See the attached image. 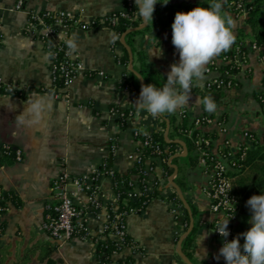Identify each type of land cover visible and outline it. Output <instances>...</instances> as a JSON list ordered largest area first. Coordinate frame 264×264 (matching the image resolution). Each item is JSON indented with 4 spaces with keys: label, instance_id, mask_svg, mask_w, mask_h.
<instances>
[{
    "label": "crops",
    "instance_id": "0c3cea01",
    "mask_svg": "<svg viewBox=\"0 0 264 264\" xmlns=\"http://www.w3.org/2000/svg\"><path fill=\"white\" fill-rule=\"evenodd\" d=\"M23 1V7L17 9L18 0H0V76L35 90L23 97L0 96V190L12 196L8 197L6 210L0 212V225L3 227L0 264H99L96 243L92 238L73 236L59 243L45 230L43 223L47 207L54 203L53 180L62 173L75 176L93 173L111 157L113 138L118 144L113 164L119 171L127 172L135 165L139 148L134 129L159 128L160 116L153 118L146 111L135 109L138 98L134 100L130 90L120 85L124 67L117 54L122 49L115 46L117 34L108 27L73 29L71 37L73 34L78 37V47L73 54L82 61V71L67 93L64 92L65 96L57 98L39 91L52 80L51 58L44 42L25 33L29 13L60 8L89 21L122 10L124 0ZM191 2L194 3H187ZM232 18L236 22L235 41L241 28L252 35L245 19ZM139 43L148 52L150 67L167 78L171 65L180 60L172 43V30L162 29L156 38L146 34ZM161 49L162 55H159ZM220 74L219 69L205 73L204 80L194 85L189 104L175 114L178 121L182 119L180 112L183 110L190 117L210 116L212 122L200 128L217 132L218 138L214 140L212 150L218 153L222 148L225 152H236L238 144L245 140V131L264 134V107L259 100L264 61L258 51H251L237 73L239 85L221 91L219 95H207L217 105L214 113H208L197 99L204 97L202 88L205 82ZM113 107L133 108L135 115L121 121L112 113ZM5 143L23 149L24 159L17 161L13 156L5 155ZM177 150L180 153L184 148L178 143ZM173 164L179 169L175 182L179 187L178 181L184 182V195L198 210L194 219L197 229L192 243V261L194 264H217L224 259L222 256L216 259L224 241L212 228L215 216L210 210L207 193L209 175L199 162L193 166L188 160ZM248 170L246 168L245 172ZM155 174L164 187L163 197L154 198L143 212L127 217V232L142 249L136 251L132 246L124 247L113 255L117 264H188L180 254L181 251L184 253L182 239L186 232L176 218L174 209L178 207L166 199L176 191L171 182L174 173L167 176L163 163L157 162ZM100 184L104 208L98 215H88L93 235L104 227L107 207L117 202L113 179L103 176ZM250 197L251 194L240 195L238 218L229 221L236 226L232 239L252 227L249 220L253 213L247 205ZM75 200L85 208L89 204L82 193L75 196ZM205 234L208 235L200 245L199 241ZM240 242L244 243L243 236ZM130 257L134 261L125 262Z\"/></svg>",
    "mask_w": 264,
    "mask_h": 264
},
{
    "label": "built area",
    "instance_id": "2783aa9c",
    "mask_svg": "<svg viewBox=\"0 0 264 264\" xmlns=\"http://www.w3.org/2000/svg\"><path fill=\"white\" fill-rule=\"evenodd\" d=\"M250 0H229L226 8L236 18H246L250 11ZM23 0H18L16 4L17 9L23 7ZM125 14L131 15L133 19L138 18L136 12L135 0H124ZM111 19L112 24L117 23V19L113 17V14H107ZM107 15L99 17L102 22H105ZM98 18L86 21L80 15L65 9L47 8L41 13L30 12L29 20L25 27L26 35L36 40L44 42L46 50L51 58V76L52 80L49 85L39 88L40 92H46L54 97L59 98L61 95L65 96L68 88L71 87L77 75L83 69L82 61L69 54L66 41L71 38V32L75 28L89 29L94 27ZM98 27H107L99 25ZM112 28V27H108ZM2 38L0 35V44ZM233 47V46H232ZM231 47V48H232ZM261 47L254 42L250 48V51H258L260 53ZM247 52L242 51L240 45L234 48V54H225L219 58L213 59L207 65V71L205 73H211L220 64H230V68L221 72L219 76L209 78L203 88V92H216L219 90H230L239 85L237 73L244 65L247 56ZM261 59L264 61V56L260 53ZM244 58V59H243ZM225 74L228 77H224ZM58 78H62L63 84L57 85ZM127 79L126 74H123L122 82ZM129 89V87H125ZM51 90L55 92L51 93ZM130 90V89H129ZM30 90L18 83L6 81L0 76V96H13L23 97L28 95ZM262 95L259 96V100L264 101V80L261 87ZM65 92V93H64ZM113 114L118 116L121 121L135 115L133 108L120 109L117 107L111 108ZM181 117H185L186 111L180 112ZM212 122V118L208 115H202L196 118V127H201L204 124ZM146 128L136 127L134 129V136L139 142V148L137 151L136 163L141 168L140 172L143 174V187L139 182L134 183L133 189H131V197L135 200L144 191L150 192L156 186L161 184L158 176L155 174L157 162H165L166 157L163 156L164 149L161 144L154 140L146 132H143ZM245 140L238 144V151L236 152H220L216 154L212 150L211 139L206 137L203 133H198L195 137V144L200 154L199 163L205 168L210 178V187L207 190L210 199V210L214 214L212 220V228L214 233L224 241V238L216 230L217 225L222 224L225 220L235 221L238 218L239 210L241 207L240 196L233 193L231 189L233 187V176L231 172L237 167L238 162L245 160L246 154L249 148L254 144L262 141L263 135H257L244 132ZM117 140L113 138L111 140V150L115 152L117 150ZM151 148L154 153L147 152V149ZM3 152L5 155L13 156L17 161L24 159V151L19 147H15L10 143L3 144ZM213 153V154H212ZM238 153L240 155L238 156ZM103 176H109L113 179L114 169L111 166H107V161H103L101 166L93 173L83 174L80 176L70 175L68 173H62L53 180L52 191L54 197V203L48 205L47 212L44 219V228L48 232L49 236L54 240L66 241L75 236L79 232H83L84 239L93 238V236H101L102 232L108 226V223L117 228L114 234L111 235L117 241H123L126 225L121 220V214L115 217H111V211H116L118 206L111 204L112 209L107 207V221L104 227L93 235L92 230L88 225V215H98L103 210V194L101 190L100 180ZM162 185V184H161ZM231 189V190H230ZM85 194L88 199V206L82 207L75 200V196L78 194ZM11 195H7L0 190V211L6 210V203ZM118 199V197H117ZM172 202V201H171ZM174 203V202H173ZM175 214L180 217L185 213L182 209H174ZM229 236L227 239L230 241L235 235L236 226L229 224ZM1 233V228H0ZM96 243V240H94ZM136 251H141L139 244L132 246ZM217 264H226L225 259L220 260Z\"/></svg>",
    "mask_w": 264,
    "mask_h": 264
},
{
    "label": "trees",
    "instance_id": "16d2710c",
    "mask_svg": "<svg viewBox=\"0 0 264 264\" xmlns=\"http://www.w3.org/2000/svg\"><path fill=\"white\" fill-rule=\"evenodd\" d=\"M222 3L224 11H228L226 5L229 0H218ZM208 7L206 0H196L195 3L180 2L179 0H170L167 4H164L162 0H158L156 4L155 11L153 13V22H149L147 26L141 30L127 32L130 28L140 25L143 22V18L138 15V18L135 20L131 15L125 14V10H116L113 11V17L117 19V23L112 24L110 22V17L107 15L105 22H102L98 17L94 27L99 25H104L107 27H112L117 34V39L114 41L115 46H120L122 52L117 54L119 62L124 67V74H126V81L120 82L122 87H129L132 98L136 100L139 97L141 90V81L139 77L129 69L130 58L129 53L126 47L122 44L121 38L125 35L126 43L131 47L133 52V66L137 72H139L145 79L146 84H154L157 88H162L166 83V79L159 71L152 69L149 65V56L148 52L143 46L139 43V39L146 34H151L153 37H158L161 34L162 29L172 30V24L175 19V15L178 11H189L197 6ZM250 11L246 17V22L250 25L252 30V35H248L243 28L240 29L239 34L237 35L236 41L232 48H229L227 51L219 54V57L225 54H234V48L240 45L242 51H250V48L254 42H256L260 47V53L264 56V0H250L249 1ZM137 9V8H136ZM169 9V10H168ZM249 37V38H247ZM248 57V56H247ZM244 59V58H243ZM247 59V58H246ZM221 72H224L226 69L230 68V64H220L218 67ZM224 77H228L223 74ZM57 85L61 86L63 84L62 78H58L56 81ZM30 90L32 88H29ZM194 88H192L193 90ZM221 91L216 92H204L202 95L205 97L210 93L214 95H219ZM55 90H51V93ZM262 95L260 91L259 96ZM264 98V97H263ZM261 104L264 107L263 99L260 100ZM139 110L138 107H134ZM182 119L178 121L177 115L174 114H164L160 116V127L159 128H146L143 132H146L154 140L158 141L162 148L164 149L163 156L167 158L163 162V166L167 171V176H170L174 173V168L172 163L179 164L181 160H188L189 165L193 166L199 162L200 154L197 150L195 144V137L198 133H203L206 137L211 139V146H214V140L218 138L216 131H207L203 130L200 127H196V118L186 115L181 117ZM170 123V129L168 131V138L166 140V129L167 122ZM250 133H254L249 131ZM255 134V133H254ZM177 139L184 140L189 153L186 157L175 156L177 153ZM111 147V146H110ZM147 152L154 153L151 148L147 149ZM196 152V154L194 153ZM214 152V151H213ZM219 152L227 153L222 148ZM218 152V153H219ZM215 153V152H214ZM216 153V154H218ZM213 154V153H212ZM240 153H238V156ZM115 158L114 152L112 151L111 157L106 159L107 166H111L114 169V187L117 193V202L116 205L118 209L116 211H111L112 218L121 214V220L126 225L127 217L133 213L143 212L150 202L156 197H163L164 187L159 184L152 191H144L138 196V199L135 200L131 197V189L134 187L135 182H139L143 187V174L140 172V166L134 165L127 172L119 171L113 164ZM248 168V172H245ZM233 176V193L238 196H244L247 194L259 195L264 192V137L262 141L254 144L251 148L248 149L245 160L239 161L237 167L231 172ZM235 178V179H234ZM180 187L185 192L184 182L178 181ZM12 197V196H11ZM168 201L175 203L177 207L182 209L185 213L184 216L180 217L176 214L177 220L181 223L185 232L191 226V215L188 212L184 202L180 198L177 191H173L170 196L166 198ZM16 200V197L14 198ZM193 219L196 218L198 214L197 208L190 203ZM110 210L112 209L111 205L109 206ZM1 212V211H0ZM1 231L3 229L0 225ZM197 227L194 226L193 230L184 236L182 239V249L184 253L192 260V243L194 241V236L196 233ZM117 230V228L112 227L109 223L106 229L102 232L101 236L105 238H98L93 236L96 240V255L99 264H117L113 258V255L121 251L126 246H133L138 244L132 236L125 229V234L123 236V241H117L112 234ZM83 232L75 234V236L83 237ZM180 239V238H179ZM142 249V248H141ZM134 261L133 257L128 258L125 262Z\"/></svg>",
    "mask_w": 264,
    "mask_h": 264
},
{
    "label": "clouds",
    "instance_id": "9594fccd",
    "mask_svg": "<svg viewBox=\"0 0 264 264\" xmlns=\"http://www.w3.org/2000/svg\"><path fill=\"white\" fill-rule=\"evenodd\" d=\"M157 3L158 0H135L136 12L145 24L153 22ZM163 3L167 4L168 0H163ZM235 27L236 22L224 11L218 0H210L208 7L199 5L189 11H178L172 24V43L180 60L171 65L162 88L154 84L142 85L135 102L137 107L157 118L164 114H174L187 106L192 88L205 78L207 65L235 42ZM77 39L76 34L67 39L69 54L76 52ZM158 54L162 55V49ZM197 102L203 104L208 113L216 111L217 105L211 96L198 98ZM247 205L253 213L249 220L252 225L250 229L229 241L228 226L232 217L217 225L215 231L224 238L217 260L222 256L226 264H264V192L252 195ZM207 235L199 241L200 245ZM241 236L244 237L243 244L240 242ZM204 251L207 254L206 249Z\"/></svg>",
    "mask_w": 264,
    "mask_h": 264
},
{
    "label": "water",
    "instance_id": "95a60500",
    "mask_svg": "<svg viewBox=\"0 0 264 264\" xmlns=\"http://www.w3.org/2000/svg\"><path fill=\"white\" fill-rule=\"evenodd\" d=\"M179 1H180V2H189V1H194V2H195V0H179ZM147 24H148V23H147ZM147 24H145V23H144V20H143V22H142L140 25L130 28L127 32L129 33V32H133V31L141 30V29L145 28V27L147 26ZM121 42H122V44L126 47L128 53H129V58H130L129 69L139 77V79H140V81H141V90H142V85L146 84V82H145V79L143 78V76H142L139 72H137L136 69H135L134 66H133V52H132L131 47L126 43L125 35H123V37L121 38ZM141 90H140V92H141ZM139 95H140V94H139ZM136 101H137V100H136ZM135 104H136V103H135ZM136 106H137V105H136ZM161 116H162V115H161ZM167 124H168V125H167V130H166V140H169V138H168L169 124H170L169 121L167 122ZM176 142L179 143V144H181V145L183 146L184 150H183V152L176 153L175 156H185V155H187V153H188V148H187V145H186L185 141H184V140H181V139H177ZM173 167H174V169H175V172H174V174H173V176H172V178H171V182H172V184L174 185V187L176 188V191L178 192L180 198H181L182 201L184 202L186 208L188 209V212H189V214L191 215V219H192V220H191V226H190L189 230H188V231L186 232V234H185V235H187V234H189V233L193 230L194 225H195V221H194L193 216H192V211H191V206H190L189 201H188L187 198L185 197V195H184V193L182 192V190H181V188L179 187V185H178V184L175 182V180H174V177H175L176 174L178 173L179 169H178L177 165H175V164H173ZM57 242L61 243V240H57ZM180 243H181V242H180ZM180 254H181V256L184 258V260H185L188 264H194L193 261H192L188 256H186L182 251L180 252Z\"/></svg>",
    "mask_w": 264,
    "mask_h": 264
},
{
    "label": "rangeland",
    "instance_id": "374dc122",
    "mask_svg": "<svg viewBox=\"0 0 264 264\" xmlns=\"http://www.w3.org/2000/svg\"><path fill=\"white\" fill-rule=\"evenodd\" d=\"M207 1V4H208V6H209V4H210V0H206ZM195 2H196V0H195ZM194 2V3H195ZM219 2V1H218ZM227 14H229L231 17H235L233 14H231L230 13V11H225ZM242 19H245V21H246V18H242ZM247 38H249V37H247Z\"/></svg>",
    "mask_w": 264,
    "mask_h": 264
}]
</instances>
